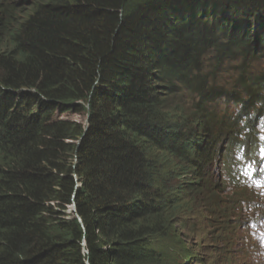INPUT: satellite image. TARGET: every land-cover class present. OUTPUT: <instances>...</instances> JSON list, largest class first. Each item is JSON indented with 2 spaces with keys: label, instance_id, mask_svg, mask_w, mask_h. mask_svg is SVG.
<instances>
[{
  "label": "trees",
  "instance_id": "trees-1",
  "mask_svg": "<svg viewBox=\"0 0 264 264\" xmlns=\"http://www.w3.org/2000/svg\"><path fill=\"white\" fill-rule=\"evenodd\" d=\"M263 49L264 0H6L0 264H171L207 213L219 225L237 198L205 170L235 139L230 174L244 138L213 80Z\"/></svg>",
  "mask_w": 264,
  "mask_h": 264
},
{
  "label": "bare ground",
  "instance_id": "bare-ground-1",
  "mask_svg": "<svg viewBox=\"0 0 264 264\" xmlns=\"http://www.w3.org/2000/svg\"><path fill=\"white\" fill-rule=\"evenodd\" d=\"M0 1H2V0H0ZM243 63V62H242ZM243 68H245V66L243 65ZM233 77V76H232ZM230 85H231V87L233 88V84H229V85H225V86H223L224 88H229V89H231V87H230ZM213 96H217L211 103H214V104H216V103H219V104H223V101L225 100V97H230V99H233V96H230V95H221V94H216V95H213ZM212 96V97H213ZM224 105V104H223ZM212 111H214V110H212ZM217 112H219V111H217ZM203 120V122H206L208 125L210 124V120L209 119H206V118H202ZM208 127V126H207ZM204 128H206V127H204V126H202V125H198L197 126V123L195 124V127H194V129L197 131V133L199 134V133H201L202 131H203V129ZM220 128L221 129H223V127H221L220 126ZM225 131H228L229 132V134H231V130H225ZM233 133H234V130H233ZM196 148H197V146H195ZM186 151V150H185ZM196 153H198V152H196ZM209 166L210 165H212V164H208ZM204 167V166H203ZM206 171V170H205ZM263 172L264 171H262L261 172V177L262 176H264L263 175ZM195 174H200V171L199 170H196L195 171ZM257 181H259V180H257ZM262 182V181H261ZM261 182H258L257 183V186H259V187H261V185L264 187V184H263V182H262V184H261ZM220 188V187H219ZM208 190L207 189H205V190H203V192H202V194H204L205 192H207ZM210 191V190H209ZM221 191L225 194V192L221 189ZM251 190L250 189H248L247 190V192H250ZM239 196L240 197H243V198H247L248 197V193H246V192H244V191H240L239 192ZM207 201H208V199H206ZM199 204H202V202L199 200ZM256 211H259V210H256ZM249 216V215H248ZM245 219V221H249V217H247V218H244ZM211 222H215V221H211ZM210 223V221H206V223H205V225L204 226H208V224ZM262 225V224H261ZM243 229H245V227L243 228ZM251 230H252V228H250L247 232H244V233H241V236H238L237 237V239L239 238V239H244L243 241L245 242L247 239H248V236L250 235V233H251ZM241 230H237V232L239 233ZM184 236V237H183ZM183 236H181V237H179L177 240H176V242L175 243H177L178 241H182L184 238H185V235H183ZM169 238V237H168ZM190 238V239H189ZM187 240H186V242H184L183 243V247H184V259L183 260H179V262H178V264H195L194 263V260H195V258L196 259H198V253H200V251H201V246L203 245L202 244V242L205 240V243L207 242V241H210V239H211V237H209V236H206L205 237V239H204V237H203V235L202 234H200V235H197L196 237H194V233H192L191 235H190V237H189ZM237 242V241H236ZM187 243L189 244V245H187ZM262 243H264V241L262 242V241H258V245H257V247L255 246V248L252 250V252H255V253H253V254H258L257 252H259L258 250L261 248V246H263L264 244H262ZM257 244V243H256ZM168 250V249H167ZM167 250L165 249L164 251H165V253H163V254H166V252H167ZM163 252V251H162ZM174 252H175V250H174ZM173 252V253H174ZM169 254H170V252H169ZM263 254V253H262ZM196 255V256H195ZM193 256H195V258H193ZM259 257H260V255H258ZM213 260H215L216 261V259L215 258H213ZM178 261V259H177V256L176 257H174L173 258V260H172V262H171V264H175L176 262ZM254 263H257V264H263L262 262H259V260L256 258L255 260H254ZM216 264V263H215Z\"/></svg>",
  "mask_w": 264,
  "mask_h": 264
},
{
  "label": "rangeland",
  "instance_id": "rangeland-1",
  "mask_svg": "<svg viewBox=\"0 0 264 264\" xmlns=\"http://www.w3.org/2000/svg\"><path fill=\"white\" fill-rule=\"evenodd\" d=\"M1 8L3 7V0L1 1ZM243 61H239L238 65L236 68H240L241 66H243L242 63ZM247 63V65H249L250 67H253L254 69H262L264 68V62H245V64ZM235 62L233 61H227L225 62V64L219 68L217 72L218 75L217 76V82L223 85H229L232 83L233 80V68L235 67ZM163 238L159 239V245L161 247H163L164 249H162L163 253H165V247L169 248V247H173V248H177L176 244L173 243L168 237L164 238L167 239V243L164 240H161ZM161 242V243H160ZM166 243V244H165ZM179 249V248H178ZM177 250V249H176ZM169 252H170V248H169ZM169 252L166 254V257L169 258L170 254Z\"/></svg>",
  "mask_w": 264,
  "mask_h": 264
},
{
  "label": "clouds",
  "instance_id": "clouds-1",
  "mask_svg": "<svg viewBox=\"0 0 264 264\" xmlns=\"http://www.w3.org/2000/svg\"><path fill=\"white\" fill-rule=\"evenodd\" d=\"M1 1H0V9H2L3 7H4V5H5V3H6V0H3V7L1 8ZM221 227H215V228H213V231L212 232H210V233H208L207 235L205 234V231H204V233L202 234L203 235V237L205 238L206 236H209V237H211L212 238V240L213 239H215V238H217V234H219L220 233V231H221ZM191 235V234H190ZM190 235L187 237V239L190 237ZM198 235H200V234H198ZM194 237H196V236H194ZM186 239V240H187ZM190 239V238H189ZM186 240H185V242H186ZM187 245H189L188 243H187ZM199 255V254H198ZM177 256V259L179 258V260H183L185 257H184V247L182 246L181 248H179V249H177V250H175V252L173 253V257H176ZM203 262L202 263H204L205 264V262H212L213 264H219L220 262V260L219 259H216V261L215 260H213V259H210V258H208L206 255H204L203 254ZM199 264V263H198Z\"/></svg>",
  "mask_w": 264,
  "mask_h": 264
}]
</instances>
